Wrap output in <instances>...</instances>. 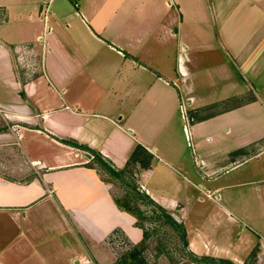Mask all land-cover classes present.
Here are the masks:
<instances>
[{"label": "crops", "instance_id": "0c3cea01", "mask_svg": "<svg viewBox=\"0 0 264 264\" xmlns=\"http://www.w3.org/2000/svg\"><path fill=\"white\" fill-rule=\"evenodd\" d=\"M218 47L230 63L201 69V52ZM0 70V122L14 123L0 127V264H108L106 235L136 219L97 153L136 168L142 191L178 219L160 182L179 169L221 201L248 175L220 183L251 160L232 153L264 144V129L239 136L264 123V0H0ZM262 215L244 226L263 234Z\"/></svg>", "mask_w": 264, "mask_h": 264}, {"label": "rangeland", "instance_id": "374dc122", "mask_svg": "<svg viewBox=\"0 0 264 264\" xmlns=\"http://www.w3.org/2000/svg\"><path fill=\"white\" fill-rule=\"evenodd\" d=\"M201 54L203 58L202 65H200L201 69H208L209 66H218V69H221L227 66L226 60L230 63L228 55L220 47L217 51L204 50ZM232 64H234L233 61ZM4 80L3 72L0 70V100L2 101L9 98L5 90L6 83ZM129 108L130 105L127 103L122 105V113L125 117L129 113ZM179 108L177 119L180 117V121H183L185 135L189 145L192 146L193 135L191 134V123L185 114L186 107L181 105ZM249 109V114H252L251 118L259 114L255 108ZM253 119L248 126L245 123L246 127L239 133V136L246 134L247 131L251 132L252 135L261 133V130L264 129V123ZM12 125L14 123L0 122L1 128ZM185 135L184 139L186 138ZM188 148L191 147L188 146ZM136 149L137 146H134L129 154L130 164ZM260 150H264V144L254 143L241 151L236 150L232 153L233 160L246 155L251 156V160L246 164L241 163L233 169H225L220 183H224V180L227 184L236 182L238 179L236 174L239 176H241L240 174L248 175L239 181L245 183L224 189L221 193V201L217 199V193H212L211 197L208 190L201 188V184H208L206 180L196 181L198 186H192L182 180L184 171L179 169L174 172L175 176L166 177L164 182H160L162 185H159L158 189L167 195L177 196V200L182 205V207H178V211H175V215L187 228L189 245L182 239L181 230L169 222H165L161 209L148 202L147 199L136 195L132 183L139 186L142 191L135 176L136 168L128 169L123 180L117 179L120 188L118 187L119 189L114 192L115 197L122 201L128 199L129 205L138 207L146 219L143 218L141 221L144 227H140L137 225V218L132 215L136 222L133 223V218H130L126 226L114 229L106 235L107 263L118 264L125 253L138 247L143 251V255L149 264H220L205 259L204 257L207 255L229 258L237 264H259L256 248L261 250L264 255V233L259 234L244 224L249 216L255 219L257 225H260L258 222L259 220L262 221L263 218L264 201H261V197L264 194L260 195L258 188L264 184V151L257 155ZM197 165H200L199 159ZM179 180L182 187L177 189ZM249 180H255V182L247 183ZM181 193L183 194L181 195ZM145 230L149 232V236L144 240ZM262 230L264 232V227ZM188 236L193 244V250L190 248ZM81 237L82 235H80V239L75 237L74 244L76 247H78V241L82 240ZM253 248L254 250H252ZM260 263L264 264V260L261 259Z\"/></svg>", "mask_w": 264, "mask_h": 264}, {"label": "trees", "instance_id": "16d2710c", "mask_svg": "<svg viewBox=\"0 0 264 264\" xmlns=\"http://www.w3.org/2000/svg\"><path fill=\"white\" fill-rule=\"evenodd\" d=\"M142 149L141 147H138L136 151L134 152V155L132 157V160H135L137 158V155L139 153V150ZM96 161L101 165L103 169H105L111 176L122 179L126 177L127 171L125 169H115L111 165L106 162L100 154H95ZM136 192V195L140 198L147 199L148 202L154 204L156 207L162 210L163 215L165 217V222H169L170 224L174 225L177 229L181 230V237L185 241L187 245H189V241L187 239V231L186 227L181 223L169 210L164 208L162 205L158 204L156 201H154L146 192L141 191L139 189V186H135L134 183H132ZM116 203L118 206L125 212H128L131 215H134L137 218V225L140 227H144L143 223L141 221L145 216H142V211L138 209V207H132L129 205V200L122 201L119 198H116ZM146 219V218H145ZM140 222V223H139ZM149 236V232L145 230L144 232V240L147 239ZM205 259H209L213 262H217L220 264H237L235 261L229 258L224 257H211V256H205ZM118 264H149L143 255V251L139 249L138 247L133 248L129 252L125 253L121 259L119 260Z\"/></svg>", "mask_w": 264, "mask_h": 264}]
</instances>
